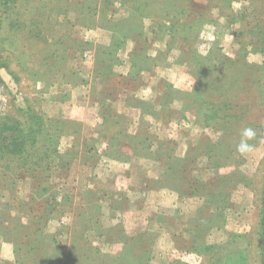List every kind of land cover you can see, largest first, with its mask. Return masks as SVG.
Segmentation results:
<instances>
[{"label":"rangeland","instance_id":"1","mask_svg":"<svg viewBox=\"0 0 264 264\" xmlns=\"http://www.w3.org/2000/svg\"><path fill=\"white\" fill-rule=\"evenodd\" d=\"M68 2L50 77L0 10V109L69 126L0 184V264H264V0Z\"/></svg>","mask_w":264,"mask_h":264},{"label":"trees","instance_id":"2","mask_svg":"<svg viewBox=\"0 0 264 264\" xmlns=\"http://www.w3.org/2000/svg\"><path fill=\"white\" fill-rule=\"evenodd\" d=\"M149 2L147 1L137 8L141 12L146 9L148 11ZM69 8L68 0H0V10L5 17L2 21H6L8 26L4 31L11 36L7 38L10 49H17L19 41L16 40L19 37L23 39L22 36H25V40H29V43L27 42L26 50L22 55L25 57L34 54L41 55V59L44 61L42 63L45 64L44 66L40 64V66L44 69V75L47 77H50L53 71L66 72L67 70L68 72L72 70L67 67L62 70V67L58 68V65H65L67 55L72 47L79 48L84 44L62 47L63 43L67 42L66 35L69 33L67 25H70V21L64 18L66 20L59 22L52 17L54 10H56V14L58 12V14L66 15ZM45 23L48 26H45L44 31L42 26ZM46 32H48L47 35ZM31 51L33 53H29ZM7 69L13 73L10 66ZM20 110L22 113H17L15 110L16 113L13 115L12 112L7 114L0 109V184L4 185L15 186L20 173L35 177V172L38 171L42 174L47 171L52 158L51 144L56 143V138H61L69 129L68 122L59 126L55 119L36 116L32 108H29L30 112ZM69 152L66 151L65 154H69ZM61 157L65 159V156ZM260 258L264 263V244Z\"/></svg>","mask_w":264,"mask_h":264},{"label":"clouds","instance_id":"3","mask_svg":"<svg viewBox=\"0 0 264 264\" xmlns=\"http://www.w3.org/2000/svg\"><path fill=\"white\" fill-rule=\"evenodd\" d=\"M194 84V82H193ZM256 136V131L251 127H246L241 131V137L236 145V151L244 155L251 151L252 145L249 143Z\"/></svg>","mask_w":264,"mask_h":264}]
</instances>
